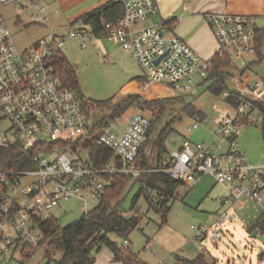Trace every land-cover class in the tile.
<instances>
[{
    "label": "built area",
    "instance_id": "2783aa9c",
    "mask_svg": "<svg viewBox=\"0 0 264 264\" xmlns=\"http://www.w3.org/2000/svg\"><path fill=\"white\" fill-rule=\"evenodd\" d=\"M6 4L31 9L33 22H45L48 10L43 0H0V149H13L32 160L27 168H0V264H12L16 253L21 256L19 264H27L35 252L25 258L24 248H37L43 237L38 221L53 216L56 207L72 198H81L87 207L83 193L100 198L114 173L138 179L145 172H159L184 182L211 175L217 183L232 185L233 199L247 198L264 209V161H248L237 140L240 127L254 111L262 117L256 103H264L263 74L256 73L255 79L246 83L251 96L235 94V115H221L214 133L227 139L226 151L214 152L223 148L221 143L195 142L185 137L182 149L169 153L158 166L143 165L141 152L152 120L149 114L138 111L125 124L115 116L100 125L97 140L114 155L111 164L97 167L91 159V148L78 143L91 137L84 104L56 64L70 38L85 48L97 34L86 26L63 34L49 32L31 46L19 49L3 14ZM158 10L157 0H124L122 17L115 23L105 22L103 35L133 55L148 84L167 82L181 91L190 90L195 73L206 79L213 62L202 59L184 38L165 35V26L134 28ZM205 17L218 41L217 53L228 55L232 63H247L248 56L256 52L255 16L207 12ZM193 121L189 131L198 128L203 118L196 115ZM233 218L224 211L210 225H193L196 241L210 236L219 242L223 224ZM174 264L182 263L176 260Z\"/></svg>",
    "mask_w": 264,
    "mask_h": 264
},
{
    "label": "rangeland",
    "instance_id": "374dc122",
    "mask_svg": "<svg viewBox=\"0 0 264 264\" xmlns=\"http://www.w3.org/2000/svg\"><path fill=\"white\" fill-rule=\"evenodd\" d=\"M159 3L165 6L171 4L170 0H159ZM47 12L44 15L45 22L41 20L33 22L31 9L23 10L12 4L3 6V14L19 49L31 46L37 39L46 35L48 30L56 33L67 32L71 28L82 26L81 22L75 25L63 24L56 17L50 15L47 17ZM63 50L75 69L81 93L79 94L90 125L96 124L98 128L100 122L110 113H114L119 105L126 104L130 96L138 95L142 102L161 99L166 102V109L159 118H154L152 121L150 138L143 148L145 152L149 153L155 136L168 123L172 126V131L165 141L166 156L177 149L185 137L195 142H221L223 148L214 152L226 151L227 139L216 137L214 131L219 128L218 122L223 113L236 114L234 107L226 101L227 89L215 94L209 89V80H202L199 73H195L194 86L187 91H181L167 82L148 84L142 68L132 54L124 50L120 43L108 37L102 40L94 38L85 48L81 47L77 39L70 38ZM233 78L229 77L227 80L228 89L234 87L243 89L244 87L237 85ZM246 92V96H251L249 90ZM81 95L87 99L100 100V102L85 103ZM190 107L198 109L203 118L198 128L191 131L188 128L192 127L195 116L189 111ZM137 110H143L152 115L151 110L134 104L120 115L121 121L124 118L126 121L127 117ZM237 140L248 161L260 163L263 160L264 134L261 117L257 111H254L252 118L240 127ZM208 179L209 193L195 189L188 183L178 185L166 220L158 211L149 208L145 197L141 196L137 201V210L135 209V212L141 216L139 225L127 237L109 233V238L119 247L130 248L147 264H158L159 261L174 264L178 256L191 258L198 249L204 247L216 256L217 264H264V229L253 236L255 229L252 231L248 229L253 219H264L263 207L253 201L248 202L245 207L243 205L242 209L234 210V218L227 220L221 228L219 242H215L210 236L202 242L196 241V230L193 225L212 224L215 220L208 212L215 211L219 204L215 194L222 185L217 183L218 185L214 184L212 188L213 179ZM156 182L158 187H164L161 180L158 179ZM138 186V183L132 187L129 185L121 196L122 208L126 213H133L132 200ZM157 189L152 193L157 192ZM160 191L164 192L162 189ZM83 196L87 201V207L83 206L85 201L81 198H72L53 210L61 227L80 218L87 209L94 208L100 201L99 198L92 197L87 192L83 193ZM46 248L47 242L39 245L34 257L27 264H54L48 263L44 255ZM93 253L94 264H124L114 259L109 246L103 245ZM14 258L12 264H19L18 260L21 256L16 253ZM181 263L184 264V261L182 260ZM207 263L215 264V261L208 258Z\"/></svg>",
    "mask_w": 264,
    "mask_h": 264
},
{
    "label": "trees",
    "instance_id": "16d2710c",
    "mask_svg": "<svg viewBox=\"0 0 264 264\" xmlns=\"http://www.w3.org/2000/svg\"><path fill=\"white\" fill-rule=\"evenodd\" d=\"M123 13V0H109L100 7L82 15L81 19L85 24L90 25L96 34H102L105 31V22L115 23L122 17ZM261 36L262 31L257 28L255 45L258 56H261ZM210 60L213 62V66L209 71V79L215 77L216 80L209 85V89L215 94H219L221 91L228 88L226 74H224L226 72L220 70V65L222 63L232 64V62L228 55L225 54L221 56L218 53H216ZM56 64L65 73L68 82L80 93L75 69L71 62L65 57L64 53L58 55ZM226 92L227 90L225 93ZM81 96L83 97V95ZM83 98L85 103L89 102L91 104H96L100 102V100ZM226 100L231 101L234 104H237L238 102L234 93L226 96ZM134 104L151 110L152 121L154 118H159L166 109V102L161 99H152L142 102L140 96L133 95L129 97V101L126 104L119 105L114 113H110L108 117L113 118L115 116H120ZM256 104L259 110L263 113L262 128L264 134V103L257 102ZM189 111L193 112V114L199 113V110L193 107H190ZM108 117L103 119L100 125L105 123ZM171 131L172 126L168 123L157 133L149 153L147 156L144 154L145 158H143V165L158 166L160 164L161 159L167 153L165 141ZM150 132L146 143L150 138ZM78 143L91 148V159L97 167L108 164L114 155L113 150L98 142L97 136L91 139H82L78 141ZM31 161L29 155L21 154L13 149H0V168H27L32 165ZM111 177V183L106 185L99 198V203L94 208L89 209L80 218L75 219L62 227L55 215L38 221L39 229L43 232L40 245L47 242V248L45 249L44 255L48 263L94 264L95 257L93 252H97L103 245H106L111 248L115 260L122 261L124 264H145L130 248H125L124 246L119 247V245L109 238L108 234L115 233L119 236L127 237V235L139 225L141 216L135 212V209L137 207V201L141 196L145 197L149 208L158 211L166 220V216L171 208V201L174 198L175 189L178 185L185 182L171 178L166 174L159 172H145L138 179H131L124 173H114ZM127 179L131 181L130 184H128L129 181L127 182ZM158 179L164 183V187L157 186L156 180ZM136 183H138L139 186L132 200L131 210H133V213H123L121 196L129 185L132 187ZM156 189L157 192L155 191V193H152V191ZM160 189L164 192L162 193ZM2 190L0 184V196ZM257 226L263 229L264 220L258 221ZM31 251L35 252L36 247L33 248L31 246H26L24 248L23 254L25 255V258L29 257V252ZM56 255L58 257H56ZM178 259L180 260V258ZM187 260H184L187 264H208L203 253L198 254L194 259Z\"/></svg>",
    "mask_w": 264,
    "mask_h": 264
},
{
    "label": "crops",
    "instance_id": "0c3cea01",
    "mask_svg": "<svg viewBox=\"0 0 264 264\" xmlns=\"http://www.w3.org/2000/svg\"><path fill=\"white\" fill-rule=\"evenodd\" d=\"M43 1L48 5L47 17L49 15L56 17V19L59 22L63 24H67V25L69 24L75 25L76 23L81 22L82 26L80 27L86 26V27L91 28L90 25L85 24L83 22V20L81 19V16L90 12L93 9L100 7L101 5L105 4L109 0H43ZM157 2L159 6L158 12L154 15L147 17L145 20L137 22L134 25V28L138 29L143 26H155V27L165 26L166 35L175 34V35H178L184 38L189 43V45L198 53V55L202 59H205V60L211 59L217 53V50L219 47L214 31L212 27L209 25L205 17V14L207 12H221V13L228 12V13H233V14H248V15L255 16L257 28L262 31V36L260 40L261 41V45H260L261 56H258L257 54L258 52H255L254 54H250L248 56V61L245 64H243V62H240V61L239 62L237 61L236 63H232V64L222 63L220 65V70L226 72L224 73L226 74V83L229 77H232V78L234 77L233 79L235 83L236 84L238 83L237 85L240 84V86L244 87L243 89H239L238 87H234L232 89L227 88V91H229V93L243 94V95H246L247 93L246 90L248 91L246 87L247 86L246 83L254 80L256 73L262 72L264 74V0H170L171 4L170 5L168 4L166 6L163 3L160 5L159 0H157ZM71 29H74V28H71ZM49 32H53V31L48 30L46 34H48ZM67 32H58V33L63 34ZM105 38H107V36L103 35L102 33V34H97V37L95 39L102 40ZM62 53H64L65 55L64 50L62 51ZM65 57L67 58L66 55ZM74 64L77 65V63H74ZM255 68H257L258 71L253 70ZM261 69L263 71H261ZM254 71H257V72L254 73ZM207 79L209 80L210 84L214 82V80H216L215 77H213L212 79H209V75L205 80ZM238 80H240L241 82L243 81V82L241 83ZM225 96H229V95H226L225 93ZM226 101L229 105L234 107L231 101H228V100ZM138 111H143V110H137L136 112ZM134 113H131L127 117L126 121L124 118L122 120V123L123 124L127 123L128 119ZM197 114L199 113L194 114V116H196ZM261 115H262L261 117V126H262V122H263L262 111H261ZM149 116L151 117V120H152V115L149 114ZM100 124L98 128L95 126L96 124L91 125V130L89 131V134L91 137L88 139H91L98 135ZM221 144L223 145V143ZM144 154L145 156H147L148 153L145 152L143 149V152H141L142 158H145ZM164 157H166V154L163 156V158ZM111 163L112 161H110L108 164H111ZM208 178L213 179L212 188L214 184L218 185L215 179L211 175H203L197 180L188 181L183 184L185 185L188 183L191 187H194L195 189H201L209 193V191L207 190L209 187ZM221 185H222L221 189L216 191V194H215V198L219 202L218 207L215 211L208 212L210 216L211 215L213 216L215 221L217 220L216 217H218V215L224 211H229V213L234 217L235 209H240V208L242 209L245 207V205H247L248 202L252 201L247 198L233 199L231 197L232 185L230 183L221 184ZM173 200L171 201L172 203H173ZM123 213H125L124 210H123ZM260 220L261 219H256V220L253 219L251 226L248 227L249 231H252L253 229H258L257 233H259L261 230H263L264 228L261 229L257 226L258 221ZM197 251L198 252L191 258H187L182 255L178 256V258H180L181 261L183 259L191 260V259H194L198 254L203 253L205 255L206 261L209 258L215 261V264H217L216 256L211 251L206 249L205 247L202 249H198ZM177 260L180 261L179 259ZM143 262L147 264L145 261ZM184 263L186 262L184 261Z\"/></svg>",
    "mask_w": 264,
    "mask_h": 264
},
{
    "label": "water",
    "instance_id": "95a60500",
    "mask_svg": "<svg viewBox=\"0 0 264 264\" xmlns=\"http://www.w3.org/2000/svg\"><path fill=\"white\" fill-rule=\"evenodd\" d=\"M159 60H160V58H158L155 62L157 63ZM178 149L181 150V149H182V145H180V146L178 147ZM257 232H258V229H255L254 232H253V234H252V236H253V235H256Z\"/></svg>",
    "mask_w": 264,
    "mask_h": 264
}]
</instances>
